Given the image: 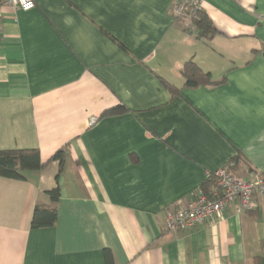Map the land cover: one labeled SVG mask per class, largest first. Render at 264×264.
Listing matches in <instances>:
<instances>
[{
	"label": "crops",
	"instance_id": "obj_1",
	"mask_svg": "<svg viewBox=\"0 0 264 264\" xmlns=\"http://www.w3.org/2000/svg\"><path fill=\"white\" fill-rule=\"evenodd\" d=\"M183 1L0 9V150L38 149L45 163L0 176V264H107L106 249L116 264H264V194L255 210L232 203L166 228V210L223 165L264 178V0H199L212 39L178 14ZM191 59L216 83L185 87ZM118 105L128 110L104 114ZM57 184L56 224L32 228Z\"/></svg>",
	"mask_w": 264,
	"mask_h": 264
},
{
	"label": "trees",
	"instance_id": "obj_2",
	"mask_svg": "<svg viewBox=\"0 0 264 264\" xmlns=\"http://www.w3.org/2000/svg\"><path fill=\"white\" fill-rule=\"evenodd\" d=\"M186 15L191 17L192 30L196 32L198 37L212 39L218 31L207 13L202 11L200 6H187ZM195 15V17H194ZM185 77V87H198L201 85L215 84L211 72L201 68L193 59L188 60L182 70ZM225 79L221 80L224 81ZM173 95L180 93L181 89L175 87L169 82H165ZM124 105H118L110 108L104 114H118L127 111ZM68 154L67 146L59 149L53 160L59 161V171L61 172L65 166L66 156ZM45 166L42 162L40 151L38 149H6L0 150V176L14 179H25V172L41 169ZM59 177V176H58ZM57 177V178H58ZM216 186V179L209 176L204 182L202 188L206 192H210ZM46 193L50 197L49 204L38 203L34 209L32 218V228L50 227L56 224L58 220L57 203L61 197V187L57 184L54 188L49 189ZM105 259L107 264H116L112 250H105Z\"/></svg>",
	"mask_w": 264,
	"mask_h": 264
},
{
	"label": "built area",
	"instance_id": "obj_3",
	"mask_svg": "<svg viewBox=\"0 0 264 264\" xmlns=\"http://www.w3.org/2000/svg\"><path fill=\"white\" fill-rule=\"evenodd\" d=\"M6 5L29 11L36 6V2L35 0H0V9ZM189 5L200 6V3L199 0H184L178 7V14L186 15L185 10ZM231 167V163H227L209 174L216 179V186L209 193L201 187L188 202L168 208L166 228L169 231H179L196 227L219 217L232 203L237 204L240 214L257 209L259 206L257 196L264 194V178L246 180L238 177Z\"/></svg>",
	"mask_w": 264,
	"mask_h": 264
}]
</instances>
